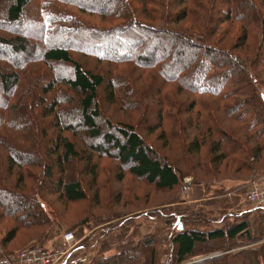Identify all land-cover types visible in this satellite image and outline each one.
Listing matches in <instances>:
<instances>
[{
    "label": "trees",
    "instance_id": "obj_1",
    "mask_svg": "<svg viewBox=\"0 0 264 264\" xmlns=\"http://www.w3.org/2000/svg\"><path fill=\"white\" fill-rule=\"evenodd\" d=\"M35 1H0V29L6 27L7 31H15L9 36H0V62L12 66L0 72V96H3L0 112L4 111L0 114V128L8 127L10 132L13 129L20 138L14 137L15 140L7 143L1 141V144L8 153L12 152L8 175L11 177L16 170L21 173L15 189L0 184V207L4 210L5 217L16 221V227L1 239L3 247L15 238L19 229L34 230L54 223V211L46 206L49 203L45 200L48 194H58L68 202L84 201L89 198L84 182H92L96 184V201L100 202V190L103 187L99 181V161L104 158L116 160L133 177L146 182L156 191L175 190L187 176L192 175L194 177L188 186L198 183L196 185L207 188L209 183L201 180L197 182L198 169L201 166L207 170L218 169L226 160H232L238 168L247 171L256 169V159L264 151V93L261 92L264 79L256 71L264 69V59L260 54L264 41L258 48V58L249 59L251 63L233 50L218 47V43L213 40L215 32L213 35L205 31L180 34L168 29L166 21L151 26L150 24L161 20L162 16L157 17L155 8H150L149 5L143 10L148 21L143 22L138 17L132 0H39L36 6ZM141 1L162 5L165 0ZM189 1L171 0L179 9L170 16V21L173 18L178 22L188 16L186 4ZM172 3L170 6L174 7ZM68 6L77 7L79 12L68 9ZM80 13L106 16L114 21L118 20V24L97 25L90 19H84ZM25 14L32 18L31 24L25 21ZM216 23L239 26L243 33L240 37L246 43L252 28H258L261 24L263 31L264 16L262 17L255 0H222L218 5ZM15 27L18 29L15 30ZM262 36L264 37V32ZM72 53L94 59L98 63L159 68L160 74L165 75L162 76L165 81L162 85L176 84L173 85L176 94L182 91L194 92L195 98L181 105L174 101L173 96L165 95L167 99L169 97L165 100V109L149 111L148 116L152 122L147 129L152 134L161 130L157 139L164 141L165 147L183 140L185 146L177 157L178 163L182 165L161 155L144 137L139 126L112 123L103 114L100 90L105 103H118L131 113L139 111L140 107L143 109L140 101L142 96L138 90L134 91L137 78L130 75L124 77L117 68L102 75L86 68ZM44 63L50 67L52 63L60 67L68 66L71 68V76L65 78L58 75L52 78L45 75L48 77L46 81L42 77H29L28 73L34 66ZM53 70L55 71L54 65ZM136 70L138 69L132 68L130 72L134 73ZM109 75L110 78L107 79ZM29 78L34 80L32 85L28 84L31 81ZM162 93L165 94L164 91ZM15 98H18V103L11 104ZM134 99H138V103ZM29 100L36 102V107H42V124L47 118H53L51 126L58 130L44 147L49 161L37 153L25 150H40L38 147H29V142H34L37 137L29 139L30 134H25L35 123H23L22 113L32 105ZM59 110L64 113L63 117ZM144 110L148 113V110ZM182 111L188 112L189 121L178 128L176 116ZM139 119V122L144 120L143 117ZM230 121L239 125L240 131L229 125ZM226 122L229 128L226 127ZM190 129L194 130V139L186 141L180 133ZM70 134L76 137L82 134L88 151L82 154L76 143L68 137ZM247 140L252 141L254 147L247 152V157L241 158L240 155L248 150ZM204 147L207 149V158L191 164L189 156H196ZM83 157L86 165L81 175L79 172H74L75 176L68 174L71 163L76 158ZM33 166L43 168L45 182L36 188V192H33L35 189L30 193L23 192L18 189L19 183L27 178L26 168ZM119 178L123 181L124 176L120 175ZM220 190L216 201L226 210L231 208L232 201L238 202L237 194L242 191L239 189L234 192L236 189L233 188V195H229L230 193L226 194L227 189L220 187ZM176 202L178 200L174 199L168 205V210L172 209L171 212L174 213L172 218L167 217L168 215L161 217L157 213L158 216L152 219L165 218L183 225V229L172 237V253L168 264L262 263L263 249L257 251L253 248L209 257L199 262L189 260L201 254L202 246L215 241H225L224 249L230 251L238 241L251 243L264 238V210L254 223L248 218L250 210L243 209L241 213L231 215L234 216L229 220L231 222L222 226L199 228L189 225L207 222V216L196 210L175 211L176 206H180ZM257 209H264V206ZM145 214L152 217L149 211ZM223 214L226 215L227 212ZM133 216L136 218V215ZM142 216L141 214V219L149 220ZM74 229L75 226L70 227L67 232H73ZM148 242L151 248L147 251L149 256L141 249L139 241L130 249L104 256L100 264H160L158 243L156 240Z\"/></svg>",
    "mask_w": 264,
    "mask_h": 264
},
{
    "label": "rangeland",
    "instance_id": "obj_2",
    "mask_svg": "<svg viewBox=\"0 0 264 264\" xmlns=\"http://www.w3.org/2000/svg\"><path fill=\"white\" fill-rule=\"evenodd\" d=\"M0 1L2 2L3 0ZM242 1L244 2V0ZM255 1L257 7L261 9L263 17L264 0ZM38 2L39 0L34 2L35 6ZM221 2L222 0H190L186 4V8L189 10L188 16L178 22L173 18L172 21H170V16L173 15V13H176V10L179 9V7H175V2L172 3L171 0L163 1L162 5L144 3V1L141 0H132L131 3L135 6L139 15L138 17L141 18L143 22L148 21H146L147 18L144 16L143 12L144 8H147L148 5L150 8H155V15H157V17L162 16L161 20L154 24H150L149 22L151 26L156 25V23L158 24V22L162 23L166 21L168 29L176 30L180 32V34L205 31V33L213 35L215 32L216 35H214L213 40L218 43V47L233 50L251 63L252 61L249 59H256L260 54L262 55V59H264V37L262 36L264 25L263 31L260 27L261 24L258 28H252L248 34L247 42L244 43V40L240 37L243 33L242 31L240 32L239 26L235 27L232 25L230 26L229 24L216 23L218 5ZM171 3L174 7L170 6ZM1 9L2 8L0 7V10ZM68 9L79 12L77 7L68 6ZM80 15L84 19H90L97 25L115 26L118 24V20L114 21L109 17H104L98 14L80 13ZM25 21L28 24H31L32 18L25 14ZM3 28L8 30L6 27ZM5 29H0V36H9L15 32L11 30L7 31ZM16 29L18 28L15 27V30ZM238 38L240 39L238 40ZM262 42V48L260 49L261 53L259 54L258 48ZM235 44L237 45V48L234 49ZM72 55L80 60L86 68L102 75H107L110 69L117 68L118 70H116L119 73H122L124 77L130 75L134 78L135 76L137 79L135 80L134 91L138 90L141 94L142 98L140 101L142 102L143 109L140 107L139 111L131 113L124 110V108L120 104L119 106L118 103H105L103 92L100 90V102L103 114L112 123H129L133 124L135 127L139 126L144 137L156 147L161 155L167 156L177 165H182L178 163L177 157L178 153L181 152V148H184L185 146L183 140L180 139L178 142H172L165 147L164 141L157 139L161 130L152 134L147 129L152 122L149 121L148 116L150 113L149 111L165 109V100L169 99V97L167 99L165 95L173 96L174 101L176 100L181 105L186 101L193 100L195 98L194 92L182 91L176 94L175 86H173L176 84L162 85L165 82L162 76L165 75L160 74L159 68H135V65L133 64H116L112 62L98 63L94 59L85 58L81 55H77V53H72ZM52 64L54 65L55 71L53 70V65L50 67L49 64L44 63L43 65L34 66L33 69H31V72L28 73L29 77H42L43 81H46V79L48 80V77L45 75H50L52 78H55L58 75L65 78L71 76V71H69L71 69L70 67H60L56 63ZM9 67L12 66L0 62V72ZM67 68L69 69L67 70ZM132 68L138 70L132 73L130 72L132 71ZM256 71L261 75L260 77L264 79V69ZM109 78L110 75L107 76V79ZM33 83L34 80L32 79L28 84L32 85ZM32 89H34V91L36 90L33 86ZM162 91H164L165 94H163ZM261 92L264 93V85L261 87ZM53 95H55V93H53ZM18 101V98H15L11 101V104L18 103ZM29 101L32 105H29V108L24 109V112L22 113V118L24 119L23 123H26V125L27 123L29 124V122L32 124L33 121L35 123L25 134H30V137H28L29 139L31 137H37L34 142H29V147H38L40 150H35L34 152L30 149L25 150L32 154L37 153V155H41L44 159L46 158V161H49L48 155L46 156L47 151L44 147L48 142V139L56 135L58 130L55 129V126H51V120L53 118H47L42 124L40 113L42 107H36V102ZM137 101L138 99L135 103ZM2 102L3 96H0V105ZM125 108L127 109V106ZM144 109L148 110V113H145ZM3 112L1 111L0 114H3ZM59 112L63 117L64 113L60 110ZM184 112L185 111L179 112L178 116H176L178 128L180 125L186 123V121H189V117L187 118L188 112ZM139 117H143L144 120L139 122ZM227 123L228 122H226V127L229 128ZM229 125L238 128L237 131H240L239 125H236L231 121ZM8 129L10 128H0V184L8 186L10 189H15L16 182L19 180V175L21 173L19 170H16L11 177L8 175L9 172L7 168L10 165V154L12 152L8 153L4 150L1 141L7 143L8 141L15 140V138H20L12 128L11 132ZM42 130L44 131L43 134ZM193 133L194 130L190 129L180 133V135H183L186 141H191V139H194ZM12 134L15 136H12ZM247 136L249 137V135ZM68 137L76 143L78 150L81 151L82 154H84L85 151H88V145L82 134L79 137L70 134ZM246 144L248 150L240 155L241 158L247 157V152L254 147L252 141L247 140ZM204 148L196 156L190 157L188 155V160H190L191 164H194L195 161L199 162L207 158V149ZM84 159V157L83 159L76 158L71 163V169H69L68 174L72 175L74 172H79L81 175V172L84 171L86 165ZM99 164V181L102 185L101 187H103L100 190V202L96 201V184H93L92 182H84V186L89 195V198L84 201L68 202L65 199L60 198L58 194H48L45 200L49 203H47L48 205L46 206L50 211H54V223L34 230L19 229V232L15 234V238L5 247L1 245V239L7 235L6 233L16 227V221L13 218L5 217L4 210L0 207V259L8 256H15L34 246L53 248L62 245L64 244V236L68 233L67 229L75 226L73 232L76 234V237L80 242L74 248L73 246L70 247L71 251L65 256L62 264H100L104 256L114 255L119 251L130 249L139 241H141L142 244L141 249L149 256V252L147 253L150 248L149 240H156V243L159 245L157 247L159 248L158 251H160V264H168L172 253V237L179 230L178 224L182 223H172L165 220V218H158V220L152 219L154 216H158L157 213L161 217H166L168 215L167 217L172 218L171 216H173L174 213L171 212L172 209L168 210V205L172 204L171 201L173 202L174 199L178 200L176 204H180L179 207H177L178 205L176 206L175 211L178 209L183 211L196 210L207 216V222L191 223L189 227L215 228L217 226H222L225 223L231 222L229 220L234 217L231 215L241 213L243 209L250 210L246 213L248 214V218L254 223L255 219H258L259 213L264 210L249 207L250 205L245 200V193L254 185L257 184L264 188V151L261 152L256 159L257 166L255 170L247 171L238 168V165L234 164L232 160H226L218 169L214 168V170H207L201 166L197 171L198 174L196 179L197 182H200L201 180L209 183L207 188L204 186L202 187L201 185H196L198 183H196L195 186L194 184L188 186L192 181V177H194L192 175L187 176L184 179L183 184L172 191H156L154 187L149 186L146 182L137 180L133 177L128 171H126L127 169L121 166L116 160L104 158L99 161ZM26 169L28 170L25 172L27 178L19 183L20 185L18 189L27 193H30L35 189L33 192H36V188L41 187V184L45 182L43 168L33 166ZM238 169H240V171H238ZM74 174L73 176H75ZM120 175L124 176L123 181L119 180ZM220 187L227 189L226 194L230 193L229 195H233L231 194L233 193V188L236 189L234 192L239 189L242 190L237 194L239 196L238 202L236 203L235 201H232L230 209H222V204H217L216 200L218 198V193L221 191ZM147 211L150 212L149 215L152 216L151 218L147 217L146 214L144 215ZM224 212H227V214H223ZM141 214L149 218V220L143 218L142 220L140 217ZM133 215H136V218H133ZM225 245L226 242L223 240L215 241L210 245H204L201 247V254L191 258L189 261L199 262L209 257L225 255L229 252L234 253L241 249L249 248L256 249L257 251L263 249L264 253V238L251 243L238 241L235 245L236 247L231 248L230 251L224 249ZM260 254L259 256H262ZM187 264H189V262H187ZM261 264H264V259H262Z\"/></svg>",
    "mask_w": 264,
    "mask_h": 264
},
{
    "label": "built area",
    "instance_id": "obj_3",
    "mask_svg": "<svg viewBox=\"0 0 264 264\" xmlns=\"http://www.w3.org/2000/svg\"><path fill=\"white\" fill-rule=\"evenodd\" d=\"M245 199L255 209L264 206V188L254 185L245 193ZM80 240L74 232H68L64 236V244L53 248L34 246L15 255L0 259V264H62L65 256L71 251L70 247L77 246ZM74 244V245H73Z\"/></svg>",
    "mask_w": 264,
    "mask_h": 264
},
{
    "label": "water",
    "instance_id": "obj_4",
    "mask_svg": "<svg viewBox=\"0 0 264 264\" xmlns=\"http://www.w3.org/2000/svg\"><path fill=\"white\" fill-rule=\"evenodd\" d=\"M182 229H183V225L180 224V226H179V230H182Z\"/></svg>",
    "mask_w": 264,
    "mask_h": 264
},
{
    "label": "crops",
    "instance_id": "obj_5",
    "mask_svg": "<svg viewBox=\"0 0 264 264\" xmlns=\"http://www.w3.org/2000/svg\"><path fill=\"white\" fill-rule=\"evenodd\" d=\"M188 192V191H187Z\"/></svg>",
    "mask_w": 264,
    "mask_h": 264
}]
</instances>
